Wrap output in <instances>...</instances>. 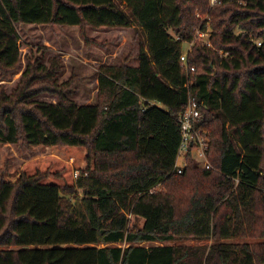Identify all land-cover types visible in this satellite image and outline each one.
<instances>
[{
    "label": "trees",
    "instance_id": "obj_1",
    "mask_svg": "<svg viewBox=\"0 0 264 264\" xmlns=\"http://www.w3.org/2000/svg\"><path fill=\"white\" fill-rule=\"evenodd\" d=\"M23 26L78 28L85 47L87 30L141 37L133 65L99 66L96 102L79 106L59 60L22 67ZM207 28L187 76L182 46ZM187 92L211 169L188 154L176 174ZM2 146L62 158L12 168L3 154L0 264H264V0H0Z\"/></svg>",
    "mask_w": 264,
    "mask_h": 264
},
{
    "label": "rangeland",
    "instance_id": "obj_2",
    "mask_svg": "<svg viewBox=\"0 0 264 264\" xmlns=\"http://www.w3.org/2000/svg\"><path fill=\"white\" fill-rule=\"evenodd\" d=\"M87 35L93 43L85 47L78 28L65 27L59 29L23 26L19 32L22 67L24 68L23 58L25 56L39 58L40 63L45 67L48 66L47 62L49 59L59 60L62 69L56 75L55 80L58 85L70 82V87L66 91L67 98L79 106L93 105L97 96L99 66L121 65L127 58H129V64L133 65L132 59L138 51L141 34L136 35L134 30L130 28L126 30L104 29L98 32L87 30ZM186 48L187 46L183 44L182 52H185ZM14 80L15 78L11 77L10 81L5 85L6 93H9L14 88L16 83ZM34 100L48 103L56 101L55 97L50 94H41ZM3 154L10 156L12 168H17L22 163L34 159H43L49 155L62 158L61 153L55 148H34L31 152L19 153L12 146H2L0 148V161ZM155 190L161 191L162 186H158ZM135 223L141 228L142 220H137ZM210 244L211 241L184 242V245L191 247L209 246ZM163 245H174V243Z\"/></svg>",
    "mask_w": 264,
    "mask_h": 264
},
{
    "label": "built area",
    "instance_id": "obj_3",
    "mask_svg": "<svg viewBox=\"0 0 264 264\" xmlns=\"http://www.w3.org/2000/svg\"><path fill=\"white\" fill-rule=\"evenodd\" d=\"M209 2L210 5H213L215 0H209ZM205 21H208V19ZM210 33V29L208 28L205 31L196 29L194 30L192 41L190 43H185L187 48L185 52L181 53L180 62L187 76L194 72V68L187 65L188 54L191 53L192 48L195 45L210 48ZM256 44L257 46L260 45L259 42ZM219 54L222 55L221 52ZM190 84L191 83L188 82L183 87L188 90ZM200 105L201 104L197 102L195 96L190 92H187L186 108L177 117L180 126V141L173 168V172L176 174H181L185 170L187 165L186 157L188 154L199 169H211L207 159V150L209 146L208 134L200 130L197 126L200 118Z\"/></svg>",
    "mask_w": 264,
    "mask_h": 264
}]
</instances>
